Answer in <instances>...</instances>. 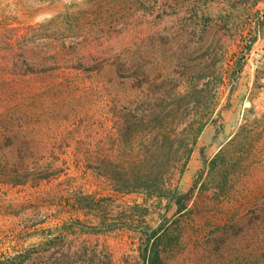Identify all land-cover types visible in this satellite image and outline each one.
Instances as JSON below:
<instances>
[{"label": "rangeland", "instance_id": "rangeland-1", "mask_svg": "<svg viewBox=\"0 0 264 264\" xmlns=\"http://www.w3.org/2000/svg\"><path fill=\"white\" fill-rule=\"evenodd\" d=\"M263 48L264 0H0V140L14 128L34 167L55 164L38 186L0 183V264H264ZM161 101L204 123L181 211L77 165L117 155L139 131L118 116Z\"/></svg>", "mask_w": 264, "mask_h": 264}, {"label": "trees", "instance_id": "trees-1", "mask_svg": "<svg viewBox=\"0 0 264 264\" xmlns=\"http://www.w3.org/2000/svg\"><path fill=\"white\" fill-rule=\"evenodd\" d=\"M191 95V91L175 94L177 100ZM118 118L121 134H127L128 126H125L132 122L135 128L139 127L138 133L128 142L121 139L115 144V150L119 152L117 155L91 156L78 160L77 165L94 170L120 192L140 189L162 195L172 191L178 211H181L189 192H179L175 176L185 172L204 123L199 128L195 127L194 121L180 110V105L162 107V101L161 106L145 114L127 112ZM6 133L13 141L5 144L0 140V183L17 186L36 179L34 185L38 186L42 181L51 179L55 164L45 166L37 163L34 167L28 158L32 145L27 143L23 146L21 134L14 128H8ZM21 149L28 153L27 156L20 155ZM73 205L79 209H93L100 207V200L91 194L80 193L74 198ZM162 228L163 225L152 230L148 243L159 235ZM144 257L147 260V252H144ZM44 264L66 263L59 259Z\"/></svg>", "mask_w": 264, "mask_h": 264}, {"label": "built area", "instance_id": "built-area-1", "mask_svg": "<svg viewBox=\"0 0 264 264\" xmlns=\"http://www.w3.org/2000/svg\"><path fill=\"white\" fill-rule=\"evenodd\" d=\"M251 55L253 70L258 74L261 85L264 86V48L253 51Z\"/></svg>", "mask_w": 264, "mask_h": 264}]
</instances>
